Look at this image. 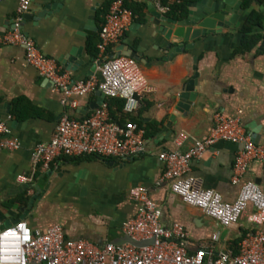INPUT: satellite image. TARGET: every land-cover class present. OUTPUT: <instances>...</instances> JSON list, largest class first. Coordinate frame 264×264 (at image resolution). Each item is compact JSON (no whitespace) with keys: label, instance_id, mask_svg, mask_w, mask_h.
<instances>
[{"label":"crops","instance_id":"1","mask_svg":"<svg viewBox=\"0 0 264 264\" xmlns=\"http://www.w3.org/2000/svg\"><path fill=\"white\" fill-rule=\"evenodd\" d=\"M18 1L0 0V36L17 25L73 81L99 73V67L91 71L103 59L98 51L99 31L113 0H31L26 19L17 11ZM195 1L198 0L191 2ZM214 1L218 0H211ZM240 1L243 12L237 25L209 34L197 40L193 49L179 53L168 49L158 27L149 23L148 5L152 2L127 1L131 6L143 7L142 13L135 15L122 41L110 48L107 56L124 46L138 53L152 92L142 97L141 107L133 114L124 109L119 114L111 105L119 98L102 97L99 90L80 98L76 108L63 106V96L52 82L27 64L23 47L0 44V119L7 122L10 135L21 143L16 151L0 150L2 222L19 218L36 195L24 220L31 229L45 231L60 225L69 240H87L99 247L116 244L124 236V223L133 219L138 210L129 191L145 186L157 203L162 225L170 228L180 224L188 231L189 253L201 248L215 255L238 251L245 235L258 229L248 221L253 207L250 205L236 224L223 227L200 208L184 203L173 193L170 181L160 182L165 167L159 155L163 151H187L195 140L205 139L217 113L238 118L252 138L256 136L258 144H264V46L261 42L250 51L238 52L249 14L252 10L264 12V5L254 1L245 9L244 0ZM48 2L54 6L49 12L44 10ZM186 10L166 14H183ZM255 33H264V25L255 28ZM196 72L197 97L191 112L185 118L177 117L170 130L164 132L179 94ZM104 102L109 103L114 121L125 122V126L133 122L144 131L143 154L128 160L62 157L47 170L33 163L34 148L51 140L63 115L82 119ZM181 134L186 137L180 138ZM241 149L240 144L217 142L201 159L192 162L190 175L202 188L218 192L227 203L236 201L244 182H253L264 192L261 161H251L241 182H233ZM215 235L217 240L213 239Z\"/></svg>","mask_w":264,"mask_h":264},{"label":"built area","instance_id":"2","mask_svg":"<svg viewBox=\"0 0 264 264\" xmlns=\"http://www.w3.org/2000/svg\"><path fill=\"white\" fill-rule=\"evenodd\" d=\"M128 0H113L99 31L98 51L107 57L110 48L119 44L129 30L135 14L126 7ZM161 13L171 11L181 0H150ZM167 1V2H165ZM31 0H19L17 11L23 15L29 10ZM0 44L21 46L25 49L27 64L39 75L52 82L53 88L63 96V106L76 108L78 100L94 91L106 98L125 101L124 112L135 113L142 97L152 92L139 62L131 57L118 56L107 59L99 66V73L81 81H73L54 58L42 53L34 39L18 26L0 36ZM6 121L0 119V150L16 151L21 147L18 138L10 135ZM181 134L180 138H185ZM219 141L242 145L235 166L233 182H241L251 161L264 162V144L254 143L238 118L217 113L209 135L195 140L187 151H163L159 160L164 164L161 181L171 182V189L182 201L200 208L205 215L217 220L223 227L236 224L251 205L254 212L248 221L258 229L245 235L238 251H223L215 255L212 250L199 249L188 252V231L180 224L167 228L160 222L157 203L145 186L130 189L129 196L137 204L136 216L125 222L122 231L137 241L155 239L145 247L113 243L99 247L87 240H69L60 225L45 231L31 229L25 221L4 227L0 219V264H264V192L253 182H244L234 203L201 187L190 175L191 164ZM145 151L144 131L131 122L123 126L111 117L110 105L101 104L95 112L82 119L67 114L59 120L50 141L36 145L33 163L42 170L62 157L94 156L104 159L128 160ZM26 181V178L21 177ZM217 240V235L213 236Z\"/></svg>","mask_w":264,"mask_h":264},{"label":"water","instance_id":"3","mask_svg":"<svg viewBox=\"0 0 264 264\" xmlns=\"http://www.w3.org/2000/svg\"><path fill=\"white\" fill-rule=\"evenodd\" d=\"M53 7L52 3L48 2L44 10L49 12ZM148 9L151 14L149 23L158 27V32L167 42V48H173L174 53L193 49L197 40L209 34L221 33L224 29H229L232 25H237L239 23V17L243 12L240 0H218L214 2H211V0H198L195 2H189L186 12L171 16L159 12L153 3L148 5ZM262 10H264V8H262ZM22 17L23 19H26L27 14L24 13ZM14 26V28L17 27V25ZM118 56H127L139 61L138 53L124 46L123 48H117L116 51L111 52L106 58L99 61L93 67L91 72H93L95 68L102 65L107 59H114ZM91 74L93 75L94 73H90V76H92ZM197 79L198 73L196 72L184 85L183 91L178 96V101L172 114L170 115L169 121L165 125L164 132H168L170 130L177 117L185 118L191 112V106L197 97L195 93ZM100 95L104 97L101 91ZM252 139L254 143L258 144L256 136ZM36 198V195L31 197L28 209L25 210L19 218L8 219L3 223V226L10 227L13 224L24 221L29 213V210L33 207ZM154 241L155 239L137 241L129 236H123L119 239L116 245L131 244L140 248L149 246L153 244Z\"/></svg>","mask_w":264,"mask_h":264},{"label":"trees","instance_id":"4","mask_svg":"<svg viewBox=\"0 0 264 264\" xmlns=\"http://www.w3.org/2000/svg\"><path fill=\"white\" fill-rule=\"evenodd\" d=\"M194 0H181L179 4L172 5L170 14L176 13L177 11H185L187 4ZM254 1H259L264 5V0H244L243 7L245 9H249ZM111 5V4H110ZM126 7L133 11L135 15H141L143 7L140 6H131L126 2ZM109 9V8H108ZM108 12L105 11L104 15ZM264 21V12L261 10H252L249 14L243 28V40L241 46L238 48V52H246L250 51L254 47H256L259 43L262 42V46H264V33H255V28L262 27ZM124 100L117 99L115 103L111 104L116 106L117 112L121 114L124 109ZM113 118L116 120V114L112 113ZM119 124L125 126V122L119 121ZM25 203V201H24ZM242 241V240H241ZM237 252V251H236Z\"/></svg>","mask_w":264,"mask_h":264}]
</instances>
